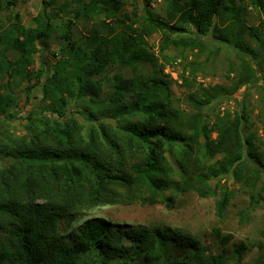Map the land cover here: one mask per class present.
I'll return each mask as SVG.
<instances>
[{
    "label": "trees",
    "instance_id": "trees-1",
    "mask_svg": "<svg viewBox=\"0 0 264 264\" xmlns=\"http://www.w3.org/2000/svg\"><path fill=\"white\" fill-rule=\"evenodd\" d=\"M71 1L68 9L41 0L33 25L0 22V120L17 114V87L26 102L39 86L42 103L38 113L26 115L24 133L0 136V156L9 159L0 166V264H228L222 252H211L181 228L104 217L72 222L99 204L172 207L187 191L217 193L221 215L234 192L211 180L227 173L249 187L251 204L264 197V181L257 189L264 162L245 108L218 111L211 121L202 114L217 95L256 81L264 57V0H168L164 18L146 10L139 28L119 13L123 0ZM9 5L12 0H0V12ZM246 6L257 10V24L246 23ZM101 16L73 38L76 19ZM156 31L161 52H202L207 44L201 36L208 32L230 45L240 61L231 68L237 71L234 86L190 93L194 113L174 107L163 64L157 65L145 40ZM54 38L60 56L46 74L41 54ZM126 68L131 76L122 73ZM190 81L183 76L184 85ZM249 158L258 166L251 172ZM213 233L222 243L232 238L218 228ZM243 249L235 248L233 264H241Z\"/></svg>",
    "mask_w": 264,
    "mask_h": 264
},
{
    "label": "rangeland",
    "instance_id": "rangeland-1",
    "mask_svg": "<svg viewBox=\"0 0 264 264\" xmlns=\"http://www.w3.org/2000/svg\"><path fill=\"white\" fill-rule=\"evenodd\" d=\"M12 1L13 5L7 6L9 8L4 7V10L0 12V22L10 19L26 26L33 25L34 17L42 8L41 0ZM60 4H66L70 9L74 3L71 0H57V3L52 6L56 8ZM167 4L168 0H123L119 13L126 14L129 18H125L126 22L133 21L135 22L134 27L139 28L144 22L146 10L152 16L164 18ZM102 18L101 16L93 21L76 19L72 27L73 38L80 39L95 24L98 25ZM243 18L247 24L255 25L259 20V14L255 8L246 6ZM201 38L207 44L206 49L202 52L196 49L181 50L173 47H168L161 52L159 48L160 33L156 31L145 35L147 48L156 58L157 65L163 64V74L166 75L170 84L172 105L190 114L196 112V109L189 100V94L194 92L200 96V87L207 88L214 84L226 87L234 86L237 81V71H231V68L236 67L240 62L237 51L230 45L215 40L210 32L202 35ZM59 45V39L54 38L42 51L41 57L45 62L46 74L51 71L53 59L60 56ZM162 54L169 60L164 61ZM38 59L39 55H36L35 60L38 61ZM261 66L262 69L256 73L255 82L240 85L232 93L217 95L203 107L202 114L205 120L211 121L218 111L244 107L248 116L249 131L254 133L255 143L258 145L260 157L264 162V57ZM122 73L128 77L133 72L126 68L122 70ZM183 76L192 78L190 81L192 85H184ZM16 95L18 102L14 111L17 114L9 120L4 118L0 120V136L6 131L16 135L24 133L27 124L26 115L31 111L38 113L39 107L42 105L39 86L31 90L26 102H24L22 87L16 88ZM72 103L74 102H71L72 110H74L75 103ZM75 111H71V113L77 115ZM246 160L249 166L246 171L251 172L253 168H258L250 158ZM8 162V158L0 156V166L6 165ZM262 181H264L263 174L257 189L261 186ZM211 182L213 185L218 182L224 183L234 192L230 203L221 215L216 209L217 193L201 197L193 191H187L175 196L172 207H166L163 204L141 205L139 203L90 206L83 209L72 224L75 225L90 217H104L120 224H160L181 228L207 244L211 252H222L227 258L228 264H233V252L238 244L244 246L241 264H264V197L258 203L251 204L249 187L242 184L231 173L224 174L219 179H212ZM262 194H264V190H262ZM214 228H218L222 234H232L230 241L222 243L220 237L213 233Z\"/></svg>",
    "mask_w": 264,
    "mask_h": 264
}]
</instances>
